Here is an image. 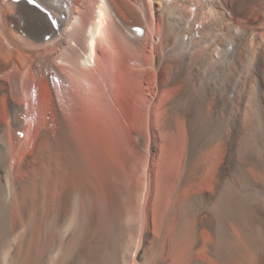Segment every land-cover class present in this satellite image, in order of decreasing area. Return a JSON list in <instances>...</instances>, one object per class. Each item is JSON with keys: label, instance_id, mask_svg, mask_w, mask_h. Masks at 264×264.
<instances>
[{"label": "bare ground", "instance_id": "1", "mask_svg": "<svg viewBox=\"0 0 264 264\" xmlns=\"http://www.w3.org/2000/svg\"><path fill=\"white\" fill-rule=\"evenodd\" d=\"M0 264H264V0H0Z\"/></svg>", "mask_w": 264, "mask_h": 264}, {"label": "rangeland", "instance_id": "2", "mask_svg": "<svg viewBox=\"0 0 264 264\" xmlns=\"http://www.w3.org/2000/svg\"><path fill=\"white\" fill-rule=\"evenodd\" d=\"M100 52V51H99ZM101 53V52H100ZM99 53V58H101L102 60L104 59L105 60V57H102L103 55ZM53 66H55V68H57V70H59L60 72H66L68 71V67L67 66H64L62 65L61 63H58L57 61L53 62ZM58 66V67H57ZM135 66V65H134ZM56 82H58V77H54ZM71 83V80L70 79H67V81H65V85L67 84V88L70 86L69 84ZM69 85V86H68ZM102 86V85H101ZM31 93L33 94V96L35 97V94L36 92L34 91V89L32 88L31 89ZM27 102H25V105L27 106ZM21 133V132H20ZM19 133V134H20ZM21 136L23 135V133L20 134ZM19 159V156L16 155L14 156V158L11 160L12 163H14L15 161H17Z\"/></svg>", "mask_w": 264, "mask_h": 264}]
</instances>
